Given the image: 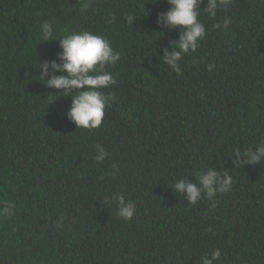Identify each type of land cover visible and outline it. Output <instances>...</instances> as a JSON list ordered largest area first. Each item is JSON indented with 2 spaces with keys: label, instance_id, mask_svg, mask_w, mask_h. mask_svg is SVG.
<instances>
[{
  "label": "trees",
  "instance_id": "trees-1",
  "mask_svg": "<svg viewBox=\"0 0 264 264\" xmlns=\"http://www.w3.org/2000/svg\"><path fill=\"white\" fill-rule=\"evenodd\" d=\"M206 4L205 36L177 74L160 58L179 39L157 24L167 0H0V264H203L216 249L214 264H264V161L246 156L264 142V0H230L215 17ZM44 22L120 54L99 127L76 128L66 95L78 92L39 75L61 51L41 40ZM209 168L232 176L230 192L194 205L174 192Z\"/></svg>",
  "mask_w": 264,
  "mask_h": 264
},
{
  "label": "clouds",
  "instance_id": "clouds-1",
  "mask_svg": "<svg viewBox=\"0 0 264 264\" xmlns=\"http://www.w3.org/2000/svg\"><path fill=\"white\" fill-rule=\"evenodd\" d=\"M170 5L166 12L157 16V24L165 29H178L179 39L173 42L169 51L163 48V62L177 74L180 73V61L183 54L195 51L199 41L205 36L206 28L200 22V5L204 0H167ZM230 0H207L204 11L215 17L221 6H227ZM127 22L134 23V17L128 16ZM230 20L226 17L223 26L226 28ZM217 28L221 25L217 24ZM40 38L46 42L59 41V51L55 59L39 63V75L49 88L64 93L78 92L75 95H66L72 98L70 108L66 113L67 119L74 123L76 128L93 129L101 125L106 106L111 97L105 95L101 89L115 85L117 81L111 72L105 71L107 66H114L120 60L111 43L103 36L90 31L73 32L65 34L59 39L54 38V27L50 22H44L40 27ZM59 73V75H58ZM96 160L103 161L107 156L103 146L96 145ZM248 164H259L264 161V142L254 150L247 153ZM239 150L236 152V161H239ZM235 163V162H234ZM232 176L224 175L209 168L206 172L198 174L195 182L187 178L177 180L173 186L175 193L183 194L189 204H196L202 196L212 199L217 192L226 193L232 189ZM118 199V215L124 220H131L136 212L132 202H126L121 195L113 197ZM107 203V198H106ZM11 205L6 212L11 213ZM220 250L216 249L203 264H214L220 258Z\"/></svg>",
  "mask_w": 264,
  "mask_h": 264
}]
</instances>
